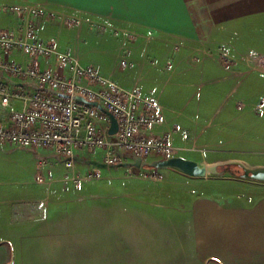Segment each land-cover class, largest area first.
Segmentation results:
<instances>
[{"label": "rangeland", "instance_id": "obj_1", "mask_svg": "<svg viewBox=\"0 0 264 264\" xmlns=\"http://www.w3.org/2000/svg\"><path fill=\"white\" fill-rule=\"evenodd\" d=\"M37 29L78 63L95 65L102 76L121 86V81L136 84L170 105L163 112H170L174 123L166 128L175 146L172 155L196 160L208 170L193 176L176 167L131 165L103 167L95 174L89 163L67 168L53 161L37 162L33 168V157L38 161L34 151L0 146V264H130L122 258L146 257L152 250L209 260L220 250L224 256L247 257L248 214L207 212L200 250L196 230L184 232L176 225H183L184 214L193 216L185 208L195 196L210 201L205 197L210 192L264 191V78L255 73L246 79L256 95V115H248L237 108L244 101L227 96L229 87L213 80L218 71L202 77L198 68L186 85L181 77L169 79L177 49L157 50L152 44L154 50L146 54L147 45L141 42L153 38L137 36L122 22L41 12ZM196 63L190 62L189 71ZM184 68L177 71L184 75ZM7 114L0 106V120ZM86 154L102 156L99 150ZM253 196L250 202L260 199ZM236 200L249 202L246 196ZM153 220L160 223L143 225ZM123 222L128 226L123 228Z\"/></svg>", "mask_w": 264, "mask_h": 264}, {"label": "crops", "instance_id": "obj_2", "mask_svg": "<svg viewBox=\"0 0 264 264\" xmlns=\"http://www.w3.org/2000/svg\"><path fill=\"white\" fill-rule=\"evenodd\" d=\"M11 5L35 7L44 13H56L83 21H100L106 24L122 22L137 36L153 38L152 41L143 39L141 42L142 45H147L146 48L144 47L146 54L154 50L153 45L157 50L164 49L165 46L169 47L168 51H171V48L177 49L174 53L178 56L172 60L171 65L174 70L169 79L181 77L186 85L190 83L187 80L189 75L198 68L202 77L207 73L218 71L217 78L213 80L229 87L227 96L235 95V101H244V107H238L236 102L235 106L243 110L245 114L256 115L253 102L256 95L250 93V85H246L245 82L255 73L264 78V0H0L1 27H18L22 22V18L17 13L9 10ZM222 52L227 54V62H220ZM8 58L23 65L29 63V58L17 51L10 53ZM192 60H197V63L194 69L189 71L191 68L188 66ZM49 62V60H43L40 66L47 65ZM183 64L185 68L182 67ZM225 64H230V67ZM133 66L136 65L133 64ZM95 67L98 69L97 66ZM179 68L185 69L184 75L177 71ZM4 77L17 90L35 88L34 84L19 78L5 75ZM120 83L127 89L139 88L136 84L129 85L128 81ZM160 103L162 107L170 108V105H164L161 101ZM18 104L15 102L14 107H18ZM2 107L7 108L9 113L10 107ZM169 114L170 112L164 109L165 121L159 129L170 128L174 124L169 120ZM7 116L8 114L0 122ZM174 122L180 124L178 121ZM43 153L46 152L43 151ZM46 161L52 162L53 158H46ZM37 162L33 157L31 162L33 168L38 163L41 164ZM210 193L211 197L205 196L210 201H199L203 195L192 198L188 207L184 208L186 212L189 211V214L192 212L193 216L184 214L183 225L178 223L176 227L184 228V232L187 229H195L200 250L205 228L209 224L205 220L207 212L217 211L221 215L232 217L248 214L250 252L247 257L224 256L222 253L224 251L220 250L219 253H214L217 258L209 260L206 256L195 258L191 254L161 255L159 251L152 250V253L146 257L127 256L122 259L130 264H205L206 262L208 264H223V262L225 264H264V191H237L236 194H228L225 191ZM253 195L260 199L254 203L250 202ZM242 196H246L249 202L236 200ZM158 222L160 223L159 220L145 221L143 225L146 224L148 227L150 223L154 227ZM127 226L128 223H122L123 228ZM205 254L208 256V253Z\"/></svg>", "mask_w": 264, "mask_h": 264}, {"label": "built area", "instance_id": "obj_3", "mask_svg": "<svg viewBox=\"0 0 264 264\" xmlns=\"http://www.w3.org/2000/svg\"><path fill=\"white\" fill-rule=\"evenodd\" d=\"M9 10L22 22L18 27L0 26V104L10 107L0 122V146L32 150L41 164L49 157L67 168L89 163L95 174L103 167L91 160L111 167L135 158L150 162L173 156L171 133L159 129L165 118L155 97L138 88H124L102 76L95 66L82 65L69 53L57 50L55 43L43 40L37 29L39 9L11 5ZM13 51L26 55L29 63L9 59ZM220 55L227 62V54ZM43 60L50 62L40 66ZM126 63L124 59L122 64ZM4 75L32 83L35 88L17 90ZM92 101L113 114L117 122L114 133H109V115L89 103ZM15 102L18 107H14ZM88 150L101 151V158L88 157Z\"/></svg>", "mask_w": 264, "mask_h": 264}, {"label": "water", "instance_id": "obj_4", "mask_svg": "<svg viewBox=\"0 0 264 264\" xmlns=\"http://www.w3.org/2000/svg\"><path fill=\"white\" fill-rule=\"evenodd\" d=\"M49 92L52 93H56V94H60L64 97H69L70 95L67 93H63L57 90H53V89H47ZM75 98H78L82 101H85L82 97L75 95ZM92 105L97 106L98 108H100L102 111H104L105 113H107L110 117L111 120V126L109 128V133H114L117 130V122L115 117L113 116L112 113H110L109 111L105 110L101 105H99L96 101H92L89 102ZM92 163H96L102 167H107L105 164L100 163L98 161L95 160H91ZM136 166V167H143V166H152V167H176L178 169H180L181 171L193 175V176H202L205 175L207 172V168L203 165H200L196 160L190 159V158H185L182 156H170L164 159H155L152 160L150 162L147 161H143L140 158H135L133 161H125L122 162L116 166Z\"/></svg>", "mask_w": 264, "mask_h": 264}, {"label": "bare ground", "instance_id": "obj_5", "mask_svg": "<svg viewBox=\"0 0 264 264\" xmlns=\"http://www.w3.org/2000/svg\"><path fill=\"white\" fill-rule=\"evenodd\" d=\"M209 167H210V169H211L212 171L215 170V164H211ZM91 251H92V250H91Z\"/></svg>", "mask_w": 264, "mask_h": 264}]
</instances>
